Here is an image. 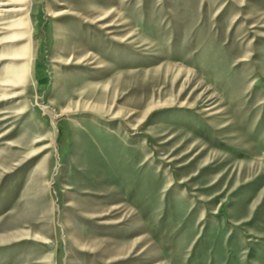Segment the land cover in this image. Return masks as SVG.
Wrapping results in <instances>:
<instances>
[{"label":"rangeland","instance_id":"obj_1","mask_svg":"<svg viewBox=\"0 0 264 264\" xmlns=\"http://www.w3.org/2000/svg\"><path fill=\"white\" fill-rule=\"evenodd\" d=\"M0 264H264V0H0Z\"/></svg>","mask_w":264,"mask_h":264}]
</instances>
